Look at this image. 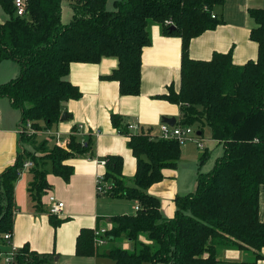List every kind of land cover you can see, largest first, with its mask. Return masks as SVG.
Wrapping results in <instances>:
<instances>
[{
  "label": "trees",
  "instance_id": "obj_1",
  "mask_svg": "<svg viewBox=\"0 0 264 264\" xmlns=\"http://www.w3.org/2000/svg\"><path fill=\"white\" fill-rule=\"evenodd\" d=\"M224 2L118 0L109 9V0H74L72 20L63 24V0H28L25 17L17 16L15 0H0V8L9 16L0 23V59L16 61L21 67L18 78L0 85V95L21 111L20 125L30 121L36 131H47L61 121L64 103L82 97L69 80L73 63L97 64L104 58H116L117 69L104 79L118 82L121 96H139L142 55L152 45V27L158 25L164 36L181 38L182 63L179 92L170 88L168 95L157 98L180 106L179 125L208 126L212 139L224 147L214 168L198 174L196 191L176 196L175 215L167 218L160 199L149 189L164 181L166 170L178 168L181 145L161 140L149 129L135 134L122 116L113 114L114 128L129 137L137 172L129 185L122 173L123 158L107 157L105 179L113 185L109 196L135 202L140 210L112 217L109 243L102 251L94 244V231L83 229L77 239L78 256H108L117 264H219V249L232 247L251 251L256 261L262 258L264 7L249 11L256 24L250 33L258 46L256 60L239 66L232 51L214 53L210 60L193 59L189 52L193 39L223 24L214 8ZM200 132L202 137L203 130ZM21 135L24 151L0 175V254L9 251L4 235L13 230L15 185L24 163L31 160L34 164L29 193L35 208L42 210L43 195L51 187L48 166L68 182L74 169L65 162L93 156V137L82 141L77 127L66 149L50 147L49 140L37 145L40 157L23 146L32 138ZM205 161L206 155L201 164ZM50 219L55 228L62 223L53 215ZM124 241L129 249L116 246ZM52 259L24 246L16 253L14 264H49Z\"/></svg>",
  "mask_w": 264,
  "mask_h": 264
},
{
  "label": "crops",
  "instance_id": "obj_2",
  "mask_svg": "<svg viewBox=\"0 0 264 264\" xmlns=\"http://www.w3.org/2000/svg\"><path fill=\"white\" fill-rule=\"evenodd\" d=\"M115 1L118 0H109V9ZM263 7L264 0H225L223 6H216L214 14L222 19L223 24L193 39L190 43V57L210 60L214 53L232 51L236 65L256 60L258 46L250 39L251 30L256 24L249 11ZM72 17V9L66 10L62 3L63 24H69ZM8 18L0 8V22L3 23ZM151 34L152 45L142 55V87L139 96H121L119 83L104 79L117 69L116 58H104L97 64L71 65L69 80L80 89L82 97L64 103L63 111L68 114V118L47 131L43 130L37 136L42 140H49L50 147L57 145V136L67 145L74 128L77 127L82 141L93 137V156H79L65 162L74 169L68 182L54 174L48 166L47 181L51 187L43 195L42 210L35 208L29 193L33 181L31 170L21 172L15 185L16 209L13 237L8 243L9 250L12 247L20 250L29 246L31 251L38 254L51 255L53 259L49 264H102L103 256L83 257L76 253L77 239L83 229L95 231L108 228L111 224L108 220L114 216V202L105 198L101 200L96 191L97 178L106 172L102 162L109 156H121L124 160L123 176L133 180L137 172V160L128 146L129 137L114 128L112 115L122 116L126 124H137L140 129H149L154 136H159L163 118H175L176 125L182 120L179 105L157 98L159 95H168L170 88L176 92L180 90L182 40L164 36L159 26H154ZM20 74L21 67L16 61L0 59V85L18 78ZM21 121V111L12 105L10 99L0 95V175L7 167L14 165L24 151L21 148L22 135L19 131ZM211 143L221 146L222 155L217 157L216 163L223 156L224 147L216 140ZM23 146L28 150L25 142ZM193 153L194 151L184 152L182 149L178 168L166 170L164 181L149 189L151 195L160 199L161 210L167 218L175 215L177 195H188L196 190L198 174L203 172L201 168L204 163L201 164V159L206 155L207 160L209 153L205 151L199 157ZM182 163L190 169L181 170ZM50 195L64 203L61 214L55 216L62 220L57 228L52 225L51 215L48 213ZM136 205L133 202L131 206ZM134 213L132 210L131 214ZM120 214L126 215V212ZM260 217L264 219V185L260 189ZM127 246L129 247L128 242ZM97 248L103 250L105 247ZM218 256L219 264H264V250L262 258L257 261L251 251L232 247L220 248Z\"/></svg>",
  "mask_w": 264,
  "mask_h": 264
},
{
  "label": "built area",
  "instance_id": "obj_3",
  "mask_svg": "<svg viewBox=\"0 0 264 264\" xmlns=\"http://www.w3.org/2000/svg\"><path fill=\"white\" fill-rule=\"evenodd\" d=\"M27 6H28V0H15V8H16L17 16L20 17L27 16ZM213 18H215V15H213ZM169 23L170 22H167V24ZM128 129L135 134H138L140 131V128L137 124H129ZM19 131L20 133H26L27 136L33 134L37 135L40 133L33 128L32 123L30 121L20 125ZM156 137L161 140L176 141L180 145L184 144L187 141H192L196 143L199 148L204 149V145L200 140L201 137L198 135L195 136L190 126L175 125L172 127L167 123H162L160 126V134L159 136ZM57 146L62 147L64 149L67 148V145L61 142L58 136H57ZM102 165L106 166V161H103ZM33 166H34L33 162L31 160H27L23 165L22 171L29 170ZM96 191L99 196H109L110 193L113 191V185L110 182L106 181L105 175H101L97 178ZM48 202H49L48 213L50 215L58 216L59 214H61L64 208L63 202L58 201L54 196L51 195L48 197ZM135 210L136 211L140 210V206L138 204L136 205ZM108 233H109V228H102L94 231V242L97 247L103 248L108 245L109 243ZM12 237H13L12 232L6 233L4 235V240L10 243ZM18 251L19 250L12 247L8 252L1 253L0 254L1 262H3V264H14L15 256Z\"/></svg>",
  "mask_w": 264,
  "mask_h": 264
},
{
  "label": "rangeland",
  "instance_id": "obj_4",
  "mask_svg": "<svg viewBox=\"0 0 264 264\" xmlns=\"http://www.w3.org/2000/svg\"><path fill=\"white\" fill-rule=\"evenodd\" d=\"M73 1L74 0H63L64 8L66 10L71 11V3ZM111 1H114V0H111ZM2 14H4V13H2ZM0 23H2V22H0ZM154 26H158V25H154ZM190 127L193 130L195 136L197 135L198 132H200V129L203 130V135H202V138L200 140H202V143H203L205 149L199 148L197 146V144H194L192 141L185 142L184 144L181 145V147H182L184 152H185V150L194 151L195 154H198V157L202 153H204L205 151H208L209 157L206 160V162H204V164H203L201 169H202L203 172H209L213 168L215 160L221 154V152H220V151H222L221 150V146L211 143L214 139H212L211 130H210V128L208 126L201 127L199 123H195V124H192ZM37 135L36 134L29 135L28 137L32 138L31 140H33V141L26 140V145H27V148H28L29 152H31V154H33V155H35L37 157H40L41 153L38 150L41 149V148L38 149V146L43 141H46V140H42V139L38 138ZM60 148H62V147H60ZM49 149H52V148H49ZM218 152H220V153H218ZM188 157L190 158V156H188ZM187 161L189 162L190 159H187ZM180 169L186 171L187 169H190V167H187L185 163H182V166H181ZM184 171H182V173ZM126 180H127V183L129 185H133V180H129V179H126ZM196 189H197V186H196ZM99 198L101 200H102V198H105L107 200H110V202H114V204L112 206V213H114L113 214L114 216L122 215L120 213H122L124 211L126 212L127 215H131V211L132 210L134 212L136 211L135 210V206H133V207L131 206V205H133V202L128 200V199H125V198H112L110 196H99ZM114 216H112V217H114ZM108 228H109V230L112 229L111 224L109 225ZM121 244L124 247V249H129V247L127 246V242L126 241H124L123 243L120 242V243L116 244V246H119ZM99 251H102V250H99ZM101 260H102L101 261L102 264H117L116 261L113 258H110L108 256L103 257ZM0 264H3V262H0ZM157 264H166V263L160 262V263H157Z\"/></svg>",
  "mask_w": 264,
  "mask_h": 264
},
{
  "label": "water",
  "instance_id": "obj_5",
  "mask_svg": "<svg viewBox=\"0 0 264 264\" xmlns=\"http://www.w3.org/2000/svg\"><path fill=\"white\" fill-rule=\"evenodd\" d=\"M31 16H29V20H31ZM172 29H175V27H173ZM68 118V114L65 112L63 113L62 117H61V120L62 121H65L66 119ZM163 123H167L169 124L170 126H175L176 125V120L175 118H163ZM198 136H201V132H198L197 133ZM110 223L112 222V219H109L108 220ZM110 252L108 251L107 254H109Z\"/></svg>",
  "mask_w": 264,
  "mask_h": 264
}]
</instances>
